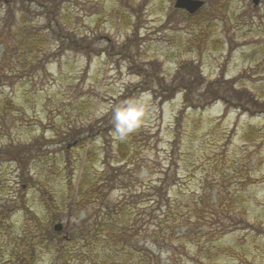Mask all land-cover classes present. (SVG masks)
I'll list each match as a JSON object with an SVG mask.
<instances>
[{
  "label": "rangeland",
  "instance_id": "obj_1",
  "mask_svg": "<svg viewBox=\"0 0 264 264\" xmlns=\"http://www.w3.org/2000/svg\"><path fill=\"white\" fill-rule=\"evenodd\" d=\"M41 1L52 8L48 2L53 0ZM202 1H205L204 8L190 23L188 13L174 9L176 0H145L142 5V0H138L133 18L138 37L131 47L123 49L116 57L115 53L126 42V35L131 34L121 28V16L130 0H54L58 3L55 6L72 15L76 35L81 39L88 37L95 43L94 49L102 54L97 56L88 52L91 54L87 57L82 52L59 51L60 42L54 37L55 43L47 49L49 54L44 55L49 57L45 59L44 69L22 73L14 72V66L7 63L11 59L5 56V42H0V101L8 98L15 107L7 120L8 135L0 146L13 143L25 149L39 140L40 146L28 153L23 150L20 156L25 158L30 175L38 180L41 175V182L47 179L50 187L59 191L63 189L64 181L63 174H59L58 160H61L60 152L67 149L68 143H60L58 136L66 130L76 132L75 128L86 132L88 139L84 151L73 145L68 149L74 162L81 156L78 184L92 142L95 141L94 146L102 157L106 149L110 150L109 144H114L117 139L113 130L106 135L103 131L98 132L100 127L109 129L112 125L114 106L145 96L150 108L147 119L131 133L136 141L135 158L132 163L111 165L113 169L120 166L123 169L113 173L117 184L109 203L122 200L130 189L132 192L129 193L133 194L130 201L138 213L147 200H142L143 190L150 183L159 185L168 174L175 178L174 192H169V197L180 207L177 224L185 225V203L188 201L202 207L201 195L206 200L217 201L218 195L225 193L220 187L222 180H227L228 193L239 192L238 195L247 201L246 210H249L251 223L247 221L223 238H213L223 252L213 254L210 260L208 249L200 250V247L208 245V235L213 230L206 227L201 236L200 229L195 227L184 236V228L175 233L173 242H169L173 236L159 227L156 219L159 213L146 212L143 230L136 239L139 240L138 248L147 254L142 259L143 264H264V116L240 115L237 110H226L219 102L209 105L203 113L189 110L178 131L175 157L170 153L176 135L175 120L183 106L182 96L177 95L162 104L166 97L162 94L167 93H160L158 85L161 79L165 88L176 86L174 76L180 62L198 61L207 80L213 81L223 75L264 98V0ZM112 6L120 11L114 25L109 18ZM29 10V20L38 28L44 27L47 23L44 9L32 2ZM4 14V9H0V24ZM167 19L168 26L165 24ZM198 23L207 36L222 41L225 46L204 50L199 58L195 51L182 49L181 45ZM128 50H131V61L126 56ZM133 60L148 71L149 79L143 77L147 84L138 76L142 72L132 67ZM139 84L148 88L142 93L141 89L133 92ZM171 94L172 90L168 92ZM249 128L256 132L244 138ZM38 149L48 153L49 166L54 162L57 168L45 172L44 160L34 157ZM17 152H0V201L20 204L24 199L33 211L42 214L40 194L26 191L22 186ZM102 160L96 158L92 170L98 175H112L111 170L106 171V163ZM108 160L116 163V158L109 156ZM249 177L259 183L243 188V182ZM138 195L140 199L136 200ZM175 197H179V201ZM92 214L93 211L74 210V206L64 210L60 215L63 240L71 227L80 229L84 219ZM14 215L13 221L21 229L24 215L20 212ZM192 217L191 222H195L197 217ZM230 224L226 222L225 227ZM232 229L228 228L226 232ZM52 254L44 252L40 264H59L61 251Z\"/></svg>",
  "mask_w": 264,
  "mask_h": 264
},
{
  "label": "trees",
  "instance_id": "obj_2",
  "mask_svg": "<svg viewBox=\"0 0 264 264\" xmlns=\"http://www.w3.org/2000/svg\"><path fill=\"white\" fill-rule=\"evenodd\" d=\"M138 0H130L128 6L121 16V28L130 35H126V42L122 48L115 53L118 57L122 54L123 49L131 47L135 39H137V28L134 27L133 18L135 17V10L139 6ZM140 1V0H139ZM142 0L140 5L144 4ZM36 3L44 9L47 16V23L44 27H36L34 22L29 20L28 12L29 4ZM219 3L228 2L230 0H219ZM61 3V2H60ZM50 7L45 6V1L41 0H0V9H4L5 16L0 24V42L6 48L5 56L10 60L14 66V72L25 70H36V68L44 69L45 59H49L47 49L55 43L54 37L58 38L60 45L59 51H72L76 53L82 52L89 57L91 53H96L99 56L100 50L94 49L95 43L89 41L88 37L76 35L77 28L71 22L73 19L68 11H63L58 8V3L48 2ZM19 7V9H18ZM176 12V11H173ZM218 12V11H217ZM120 17V11L116 10L114 6L110 8L109 18L113 25ZM199 18V17H198ZM197 19V16H189V21L192 23ZM138 20V18H135ZM204 22V18H202ZM169 25V19L165 22ZM201 24V23H200ZM191 30V34L185 43L181 45L182 49L186 51L197 53L199 58L204 50H209L211 47H224L225 44L220 40H215L211 36H207L200 26ZM43 55V56H42ZM53 56V55H52ZM128 60L131 61V50H128ZM54 57V56H53ZM127 59V58H126ZM16 63V66L15 64ZM133 68H137L142 72L138 73L139 77H146L149 79L148 71L137 65L135 60L132 64ZM176 86L165 88L159 82V91L164 98V102L171 101L177 95L182 96V109L176 117V135L172 143L170 153L174 158L175 149L179 140V129L181 121L189 110L193 112H204L206 108L214 102H219L226 107V110H237L240 115H248L253 118L256 114L264 116V98L258 97L251 89L236 85L233 80H227L221 75L216 80L210 81L204 77L200 64L198 61L180 62L175 73ZM159 78V77H157ZM145 82V79L143 78ZM158 81V80H157ZM145 84H147L145 82ZM139 84L135 87L137 92L141 89L144 92L148 86ZM173 91V94L168 95V92ZM14 104L10 99L0 101V142L8 135L7 120L14 112ZM114 125L107 128L98 129L106 135L109 130H113ZM66 130L65 133L58 136L57 140L60 143H68L67 149L60 152L61 160H58L59 174H63L62 180L64 187L59 191L50 187L47 179L41 180V175L36 179L30 175V171L25 166V158L21 157V151L26 150V153L32 152L35 147L40 146L39 140L34 141L31 145L21 149L20 145L13 143L3 144L0 146L2 153L17 152L16 162L21 172L22 186L26 191L38 192L40 194V204H42V214H37L27 205L23 199L20 204L17 202L0 201V264H40L41 255L44 252H52L60 254L59 264H143L146 253L142 248H138L139 234L142 232L145 221H143L146 212L150 214L159 213L156 216L158 225L161 230H166L174 236L177 231H182L186 228L184 236L189 234L190 230L195 227L200 229V235H203L204 228L208 227L212 234L208 235V245L200 247L208 249L210 260L213 254L222 253L223 250L215 243L213 238L219 236L218 239L225 237L227 234L237 227L244 225L247 221L251 223L249 210H246V200L244 196L238 195L239 192H229L226 185L227 180H222L220 187H223L225 193L218 195V200L213 202L206 200L202 195L199 200L202 201V207L191 205L190 202L185 203L187 212L184 214L186 224H177L179 220V205H175L169 197V192H174V176L164 175L159 185L153 186L150 183L149 187L143 190L142 200L145 198V205L143 209L136 213L133 207L134 203L130 201L133 194L130 189L124 193V198L114 204L109 203V197L116 187V176L113 175L115 171L120 172L122 166L113 169L111 165H120L123 162L132 163L135 158V136L129 134L125 139H115L114 144L110 145V150L104 151L101 157L98 153L97 147L94 146L95 141L92 142L87 151V158L83 167V172L77 184V170L81 165V156L74 162L72 153L69 148H80L81 151L86 149L87 135L81 129ZM256 132L249 128L245 134L246 138L249 133ZM102 133V134H103ZM109 156L116 158V163L109 161ZM37 159L44 160V170L51 171V168H57L53 162L49 166L48 153L42 152V149L37 150L34 154ZM96 158L103 159L106 163L105 169L111 170L112 175H98L93 171ZM102 160V161H103ZM55 164V165H54ZM28 174L25 175V173ZM49 176V175H48ZM259 180H253L251 177L246 182H243V188L248 185H255ZM240 184V183H239ZM1 186V185H0ZM146 196V197H144ZM177 200L179 197H175ZM140 199V195L135 197ZM179 201V200H178ZM181 204V202H180ZM74 206V210L93 211L92 215H88L84 219L81 228L71 227L67 237L63 240V233H55L53 226L62 222L60 218L61 213ZM23 213L24 220L21 229L17 228L13 221L14 214ZM177 214V215H176ZM192 218L197 217L195 222H191ZM143 221L141 225L140 222ZM231 223L230 226L225 227V223ZM189 228V229H187ZM195 228V229H196ZM228 228H233L227 231ZM208 234V232H207ZM214 234V235H213ZM63 240V241H62Z\"/></svg>",
  "mask_w": 264,
  "mask_h": 264
},
{
  "label": "clouds",
  "instance_id": "obj_3",
  "mask_svg": "<svg viewBox=\"0 0 264 264\" xmlns=\"http://www.w3.org/2000/svg\"><path fill=\"white\" fill-rule=\"evenodd\" d=\"M150 111L145 96L131 98L114 106L112 112L113 134L123 140L146 121Z\"/></svg>",
  "mask_w": 264,
  "mask_h": 264
},
{
  "label": "water",
  "instance_id": "obj_4",
  "mask_svg": "<svg viewBox=\"0 0 264 264\" xmlns=\"http://www.w3.org/2000/svg\"><path fill=\"white\" fill-rule=\"evenodd\" d=\"M257 4V1L254 2ZM204 1L200 0H176L174 8L176 10H183L189 13L190 15H195L204 7ZM54 230L58 233L63 231V225L58 224L54 227Z\"/></svg>",
  "mask_w": 264,
  "mask_h": 264
}]
</instances>
